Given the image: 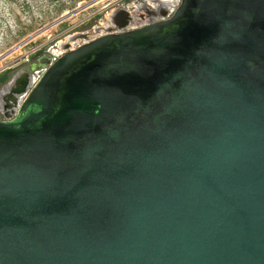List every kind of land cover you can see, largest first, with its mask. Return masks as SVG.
I'll return each mask as SVG.
<instances>
[{
	"label": "water",
	"instance_id": "95a60500",
	"mask_svg": "<svg viewBox=\"0 0 264 264\" xmlns=\"http://www.w3.org/2000/svg\"><path fill=\"white\" fill-rule=\"evenodd\" d=\"M0 264H264V0L50 63L0 121Z\"/></svg>",
	"mask_w": 264,
	"mask_h": 264
},
{
	"label": "flooded vegetation",
	"instance_id": "af4514ba",
	"mask_svg": "<svg viewBox=\"0 0 264 264\" xmlns=\"http://www.w3.org/2000/svg\"><path fill=\"white\" fill-rule=\"evenodd\" d=\"M181 0H112L80 25L64 29L49 48L34 50L0 70V121L13 119L49 64L88 41L138 30L169 19ZM82 34L74 41L68 37Z\"/></svg>",
	"mask_w": 264,
	"mask_h": 264
},
{
	"label": "rangeland",
	"instance_id": "374dc122",
	"mask_svg": "<svg viewBox=\"0 0 264 264\" xmlns=\"http://www.w3.org/2000/svg\"><path fill=\"white\" fill-rule=\"evenodd\" d=\"M112 0H0V70L34 50L49 48L68 26L80 25ZM61 22L58 20L67 13Z\"/></svg>",
	"mask_w": 264,
	"mask_h": 264
},
{
	"label": "built area",
	"instance_id": "2783aa9c",
	"mask_svg": "<svg viewBox=\"0 0 264 264\" xmlns=\"http://www.w3.org/2000/svg\"><path fill=\"white\" fill-rule=\"evenodd\" d=\"M72 26V25H71ZM71 26H68L67 28H65V29H69V28H71Z\"/></svg>",
	"mask_w": 264,
	"mask_h": 264
}]
</instances>
